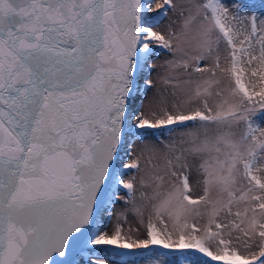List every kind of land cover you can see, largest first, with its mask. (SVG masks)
I'll return each mask as SVG.
<instances>
[{"label":"snow or ice","instance_id":"obj_1","mask_svg":"<svg viewBox=\"0 0 264 264\" xmlns=\"http://www.w3.org/2000/svg\"><path fill=\"white\" fill-rule=\"evenodd\" d=\"M0 264H264V0H0Z\"/></svg>","mask_w":264,"mask_h":264},{"label":"rangeland","instance_id":"obj_2","mask_svg":"<svg viewBox=\"0 0 264 264\" xmlns=\"http://www.w3.org/2000/svg\"><path fill=\"white\" fill-rule=\"evenodd\" d=\"M256 2L259 3V0H256ZM158 11H159V10H158ZM153 15H155V14H153ZM171 16H172V14L169 13V17H171ZM168 23H169V19H168V18H165V19L162 21L161 27H162V28H163V27H166ZM159 51H160V50H158V52H159ZM164 58H165V55L162 53V54H160L159 56H154V57H153V61L156 62V63H159V62L162 61ZM148 95L150 96V95H151V92H149ZM137 144H139V142H137ZM116 207H117V210H119V209L122 207V205L117 204ZM105 220H106V222H107V219H106V218H105ZM108 255L110 256L111 253H109ZM100 257H101V258H106L103 252L100 253Z\"/></svg>","mask_w":264,"mask_h":264}]
</instances>
